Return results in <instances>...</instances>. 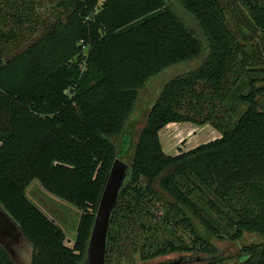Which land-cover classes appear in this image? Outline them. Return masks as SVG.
I'll return each instance as SVG.
<instances>
[{
	"label": "trees",
	"instance_id": "obj_1",
	"mask_svg": "<svg viewBox=\"0 0 264 264\" xmlns=\"http://www.w3.org/2000/svg\"><path fill=\"white\" fill-rule=\"evenodd\" d=\"M177 2L197 32L169 0H64L56 22L39 26L24 16L38 35L27 44L21 22L8 25L7 3H0V207L31 244V264H84L101 199L109 184L117 185L118 174L123 178L109 219L105 261L132 233L139 236L130 247L143 260L193 251L170 242L148 247L146 234L152 230L143 217L152 202L161 201L156 183L170 198V207L164 203L168 220L191 229L192 245L209 247L208 238L219 237L191 192L177 186L178 178L188 175L214 188L225 203L238 204L233 239L264 236V111L257 101L264 87L249 83V92L237 97L247 108L231 120L233 108L227 110L225 103L238 92L236 81L250 72L247 60L236 58L241 50L218 0ZM250 11L264 28V8ZM201 57L199 68L166 83L125 164L129 139L119 148L114 141L139 92L166 69ZM49 80L70 96L60 92L56 102L48 94L39 96ZM183 102L191 110L182 113ZM181 123L209 125L220 138L166 155L160 132ZM34 182L80 213L72 244L27 194ZM134 225L141 231L131 232ZM239 257V264H264V244L246 247ZM0 264H16L2 246Z\"/></svg>",
	"mask_w": 264,
	"mask_h": 264
},
{
	"label": "rangeland",
	"instance_id": "obj_2",
	"mask_svg": "<svg viewBox=\"0 0 264 264\" xmlns=\"http://www.w3.org/2000/svg\"><path fill=\"white\" fill-rule=\"evenodd\" d=\"M64 0H0V3H7L4 7V14H7L8 25L18 20L21 22L22 28L25 29V41L27 43L35 40L38 35L30 31L31 24L24 16H31L39 23V26L56 22L60 16L58 5L62 4ZM103 0H101L102 2ZM220 3L223 19L233 34L236 40V46L241 50L236 56L237 60H247L249 65V73H245L241 80L236 81L233 90H238L233 97H230L225 103V107L229 110L233 108L231 120L234 122L246 110L247 105L240 102L237 97L239 95H246L249 92V83L254 84L255 88L264 87V28L257 26L251 17V6H260L264 8V0H218ZM170 5L174 6L181 19L190 26L195 32L197 28L192 18L181 8L177 0H169ZM19 12V14H18ZM22 16V17H21ZM35 27V26H34ZM8 28V26L6 27ZM33 28V27H32ZM31 36V37H30ZM200 36V35H199ZM242 52V53H241ZM200 60H195L183 65L170 67L163 71L160 75L150 80L144 88L139 92L136 105L131 112L125 127L119 137L114 141L117 148L125 139H129L128 158L123 162L129 165L134 149L137 143L140 130L145 125L146 118L153 106V103L158 98L166 83L170 80L182 76L190 70H196L202 63ZM230 80H232L230 78ZM52 80L46 81L44 90L39 91V96L48 94L56 102L58 94L69 95L68 90L64 93L61 88L54 85ZM40 87V88H42ZM39 88V89H40ZM38 89V90H39ZM37 90V92H38ZM36 92V93H37ZM260 105V110L264 111V93L257 98ZM184 108L182 113L191 110L186 106L187 102L182 103ZM182 124V123H181ZM175 126V125H174ZM172 126L176 136H171L167 130L160 133L162 147L166 155L176 156L182 152H187L198 147L207 138L209 128L197 135L196 138L189 139L185 137L184 133H180L184 128L193 126L191 124ZM195 127V126H194ZM170 129V130H171ZM129 173H126L127 176ZM117 185L109 184L107 186L108 193H106V201H110L112 196L117 195L120 188V180L123 178L120 174L116 175ZM177 186L185 193L191 192V200L195 207L200 212V215L207 219L216 229L219 237L211 236L208 238L209 247L201 246L199 243L192 245L193 236L191 229L186 226L174 227L172 221L167 217V208L164 203L170 207V198L162 192L159 184L156 183L155 189L158 192L161 201H154L148 207V216L143 217V222H147L152 232L146 234V242L148 247L150 244H158L163 248L168 247V242L172 243L176 248H183L188 246L189 251H173L168 254L152 257L146 260L142 259L139 253H134V249L130 244L132 238L139 235L127 234L129 239L126 245L117 244L114 253L109 254V258L105 261L110 264H239L241 252L246 247L255 244H264V236L257 233H245L241 238L233 239L236 234V227L234 223L237 221L234 218L233 209L237 208L234 201H227L226 203L219 199L214 194L213 189H208L200 183L195 177L188 175L187 178H178ZM117 191H115L116 189ZM114 189V190H113ZM29 197L32 201L40 207L51 219H53L67 234V239L71 244L76 238V228L79 221L80 213L47 195L39 187L38 182L28 189ZM173 215L171 214L170 218ZM140 232L139 226L134 225L131 232ZM198 232V231H197ZM198 234H202L200 231ZM12 251L14 253V261L16 264H31L33 248L28 241L24 240L19 244L13 245ZM121 256V257H120Z\"/></svg>",
	"mask_w": 264,
	"mask_h": 264
},
{
	"label": "water",
	"instance_id": "obj_3",
	"mask_svg": "<svg viewBox=\"0 0 264 264\" xmlns=\"http://www.w3.org/2000/svg\"><path fill=\"white\" fill-rule=\"evenodd\" d=\"M127 142V138L122 141V143L124 144H126ZM109 190L108 188H106L101 199L89 241L87 257L84 264H105L109 219L113 206L116 202L115 196H112L110 201H106L105 194L108 193ZM115 191H117V189ZM8 240L14 241V243L18 244L24 241L25 238L17 224L0 207V246L4 248V250L14 261V253L12 251V248L8 245V243L4 245V243Z\"/></svg>",
	"mask_w": 264,
	"mask_h": 264
},
{
	"label": "crops",
	"instance_id": "obj_4",
	"mask_svg": "<svg viewBox=\"0 0 264 264\" xmlns=\"http://www.w3.org/2000/svg\"><path fill=\"white\" fill-rule=\"evenodd\" d=\"M184 124H189V123L169 124L163 130H167L168 129L169 134L171 136H174L175 137L176 136V133L173 130L174 128L171 129L172 126L175 125L174 127H176L177 125H184ZM191 125H193V124H191ZM194 126L195 125L189 126V128H184L183 130L180 131V133H184L185 137H188L189 139H191V138H196L198 134H200L201 132L204 131L203 129L209 128L210 129V132H208V134H207V138H209V139H206L203 143L199 144L198 146L203 145V144H206V143H209L211 141H214V140L220 138V134L216 130H214L211 126H209V125H206V126H203V127H197V126L194 127ZM160 141H161V136H160ZM161 144H162V141H161Z\"/></svg>",
	"mask_w": 264,
	"mask_h": 264
},
{
	"label": "flooded vegetation",
	"instance_id": "obj_5",
	"mask_svg": "<svg viewBox=\"0 0 264 264\" xmlns=\"http://www.w3.org/2000/svg\"><path fill=\"white\" fill-rule=\"evenodd\" d=\"M7 243H8V245H9L10 247H12L13 245H16V243H14V241H11V240L6 241V242L4 243V245L7 244ZM18 244H19V243H18Z\"/></svg>",
	"mask_w": 264,
	"mask_h": 264
}]
</instances>
